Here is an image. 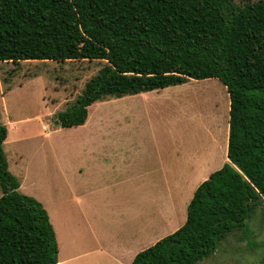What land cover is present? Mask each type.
Returning <instances> with one entry per match:
<instances>
[{
  "label": "trees",
  "instance_id": "16d2710c",
  "mask_svg": "<svg viewBox=\"0 0 264 264\" xmlns=\"http://www.w3.org/2000/svg\"><path fill=\"white\" fill-rule=\"evenodd\" d=\"M105 61L56 115L84 125L89 108L219 79L230 96L227 163L195 190L185 223L132 264H198L236 230L248 233L264 199V0H0V62ZM0 123V264H58L41 202L20 192Z\"/></svg>",
  "mask_w": 264,
  "mask_h": 264
},
{
  "label": "rangeland",
  "instance_id": "374dc122",
  "mask_svg": "<svg viewBox=\"0 0 264 264\" xmlns=\"http://www.w3.org/2000/svg\"><path fill=\"white\" fill-rule=\"evenodd\" d=\"M105 65L0 62L9 170L47 210L59 260L92 252L72 264H101L107 247L111 264H127L185 223L195 190L228 161L230 96L217 78L108 98L84 125L59 126L56 115ZM247 223L198 264H264V203Z\"/></svg>",
  "mask_w": 264,
  "mask_h": 264
},
{
  "label": "crops",
  "instance_id": "0c3cea01",
  "mask_svg": "<svg viewBox=\"0 0 264 264\" xmlns=\"http://www.w3.org/2000/svg\"><path fill=\"white\" fill-rule=\"evenodd\" d=\"M142 94V93H141ZM139 95V94H138ZM128 96H131V95H128ZM228 135H229V132H228ZM228 151V150H227ZM55 229V228H54ZM56 232V230H55ZM58 241V240H57ZM158 241V240H157ZM156 243V242H155ZM154 243V244H155ZM59 246V244H58ZM104 249V248H103ZM102 248H99V251H104L102 252L101 254L103 255V259L102 261L100 262L101 264H111L112 260L116 263H118V261L116 260V257H115V252L114 250H112V248L110 247H107L106 249L103 250ZM92 252H84L82 254H78V256H72V257H69L65 260H59L58 259V264H72V263H75V262H80V260L84 257V256H87L89 254H91ZM136 252L135 251H132L131 255L128 256V258L126 259L127 261H129L127 264H132L133 263V260L135 258V256L138 254H135ZM125 254V253H124ZM124 254H121V258L124 257ZM75 257V258H74ZM77 258V259H76ZM108 260V262L105 263V261ZM78 264V263H77Z\"/></svg>",
  "mask_w": 264,
  "mask_h": 264
},
{
  "label": "water",
  "instance_id": "95a60500",
  "mask_svg": "<svg viewBox=\"0 0 264 264\" xmlns=\"http://www.w3.org/2000/svg\"><path fill=\"white\" fill-rule=\"evenodd\" d=\"M262 199H264V195H262L259 200H262Z\"/></svg>",
  "mask_w": 264,
  "mask_h": 264
}]
</instances>
